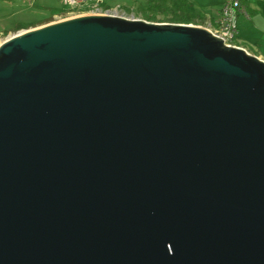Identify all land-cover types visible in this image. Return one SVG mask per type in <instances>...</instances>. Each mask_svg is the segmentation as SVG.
I'll list each match as a JSON object with an SVG mask.
<instances>
[{
  "label": "water",
  "instance_id": "water-1",
  "mask_svg": "<svg viewBox=\"0 0 264 264\" xmlns=\"http://www.w3.org/2000/svg\"><path fill=\"white\" fill-rule=\"evenodd\" d=\"M0 264H264V61L106 15L1 42Z\"/></svg>",
  "mask_w": 264,
  "mask_h": 264
},
{
  "label": "crops",
  "instance_id": "crops-1",
  "mask_svg": "<svg viewBox=\"0 0 264 264\" xmlns=\"http://www.w3.org/2000/svg\"><path fill=\"white\" fill-rule=\"evenodd\" d=\"M223 1L224 0H214L213 3L217 8L215 13L212 14L196 9L203 16L204 27L213 25L218 19L219 9ZM37 2L38 0H34L30 3L24 0H0V30L18 31L15 30L17 24L27 25L26 28L21 29L36 28L45 24L39 25L38 23L40 21L55 17L57 14L62 15L65 12L61 6L60 0H58L61 8H59V10L57 8L50 9L47 18H44V15H29V12L33 10ZM40 2L45 4L46 1L40 0ZM104 3L109 6V0H104ZM241 3L247 16L243 14L237 16V41L241 43L239 45L244 47L250 54L264 61V0H241ZM190 9L195 8L190 7Z\"/></svg>",
  "mask_w": 264,
  "mask_h": 264
},
{
  "label": "built area",
  "instance_id": "built-area-1",
  "mask_svg": "<svg viewBox=\"0 0 264 264\" xmlns=\"http://www.w3.org/2000/svg\"><path fill=\"white\" fill-rule=\"evenodd\" d=\"M33 2L34 0H24ZM61 6L67 14L72 15H106L134 20L133 16H127L125 9L120 4L107 6L104 0H60ZM247 13L241 0H224L219 9L218 19L207 28L212 35L222 40L227 47L241 48L249 53L244 47L237 44V16ZM250 54V53H249Z\"/></svg>",
  "mask_w": 264,
  "mask_h": 264
},
{
  "label": "rangeland",
  "instance_id": "rangeland-1",
  "mask_svg": "<svg viewBox=\"0 0 264 264\" xmlns=\"http://www.w3.org/2000/svg\"><path fill=\"white\" fill-rule=\"evenodd\" d=\"M45 1L46 2L44 4V3H41L40 0H38L37 4L33 8V10H31L29 12V15L38 14V15H44V18H47L49 16V10L50 9H56L57 8L59 10V8H61L58 0H45ZM146 2H147V0H109L108 5L112 7L116 4H121L122 8L125 9V11L127 13V16H133V18L136 20H143L145 22L154 23V24H172V23L165 22V21H167L166 18L168 19L169 16H165L163 13H161V11H159V12L156 11L153 13L151 11H148L147 8H145ZM213 2H214V0H189L190 7L198 9V10H203V11L210 13V14L215 13L216 8H217V6ZM151 13L156 15L155 20L154 21H146L144 15L145 14H151ZM74 16L75 15L67 14L66 12H64L62 15H60V14L55 15V17L51 18L50 22H47L45 24L57 22V21H60V20L66 19V18L74 17ZM30 17H33V16H30ZM155 21H157V22H155ZM40 25H42V24H40ZM189 25L204 27V22H202V23L198 22V25H194V24H189ZM30 29H33V28L21 29L18 31L0 30V43L5 41L9 37H12V36H14L20 32L30 30ZM235 42L237 44H241L237 40Z\"/></svg>",
  "mask_w": 264,
  "mask_h": 264
},
{
  "label": "trees",
  "instance_id": "trees-1",
  "mask_svg": "<svg viewBox=\"0 0 264 264\" xmlns=\"http://www.w3.org/2000/svg\"><path fill=\"white\" fill-rule=\"evenodd\" d=\"M145 8L148 11L156 12L161 11L165 16L168 23L172 24H194L198 25V22H203V16L196 9H190L188 0H147ZM145 14L146 21H154L155 14ZM51 18H47L44 21H40L38 24H44L50 22ZM157 22V21H155ZM27 25L17 24L15 30L26 28Z\"/></svg>",
  "mask_w": 264,
  "mask_h": 264
}]
</instances>
